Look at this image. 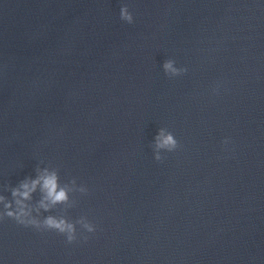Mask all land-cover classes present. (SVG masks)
<instances>
[{"label": "clouds", "instance_id": "1", "mask_svg": "<svg viewBox=\"0 0 264 264\" xmlns=\"http://www.w3.org/2000/svg\"><path fill=\"white\" fill-rule=\"evenodd\" d=\"M120 19L128 24L134 22L133 14L129 11L128 6L124 5L120 8ZM163 72L169 78L178 77L187 72L185 67H177L176 62L167 59L163 63ZM219 86L213 88V93L217 94ZM230 143L225 138L223 144L227 146ZM180 147L179 141L174 134L166 128H160L152 146L154 159L162 162L164 156L162 153H171ZM38 175L35 179L28 178L20 183L17 188H13L11 195L12 200H5L0 197V223L6 219L15 221L18 225L31 227L37 231H54L65 237L66 243L73 244L78 239L87 242L88 234H94L97 231V225L89 221L86 216L80 217L76 222L68 220L64 216L46 215L42 217L41 210L44 213L50 212L58 204H67L69 202V191L67 186L60 184L58 173L55 170L47 168L37 169ZM75 179L72 184H75ZM39 188L41 198L33 204V194ZM79 191L82 194L88 193V188L81 185ZM42 217V218H41ZM77 225L82 230L79 234Z\"/></svg>", "mask_w": 264, "mask_h": 264}]
</instances>
